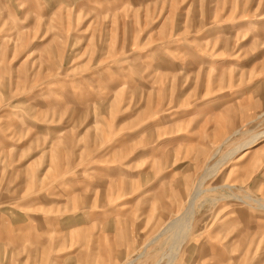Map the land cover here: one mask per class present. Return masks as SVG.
Wrapping results in <instances>:
<instances>
[{"label":"rangeland","instance_id":"obj_1","mask_svg":"<svg viewBox=\"0 0 264 264\" xmlns=\"http://www.w3.org/2000/svg\"><path fill=\"white\" fill-rule=\"evenodd\" d=\"M0 264H264V0H0Z\"/></svg>","mask_w":264,"mask_h":264},{"label":"bare ground","instance_id":"obj_2","mask_svg":"<svg viewBox=\"0 0 264 264\" xmlns=\"http://www.w3.org/2000/svg\"><path fill=\"white\" fill-rule=\"evenodd\" d=\"M258 136H259V135H258ZM251 143H252V142H251ZM246 144H247V143H246ZM243 145H244V144H243ZM238 150H239V149H238ZM212 172H213V171H212ZM198 190H199V189H198ZM192 197H193V196H192ZM190 198H191V197H190ZM189 204H190V202H189ZM183 218H184V217H183ZM185 218H186L185 221H187V218H188V217L185 216ZM175 221H176V220H175ZM185 221H184V223H186ZM176 223H177V224L183 223V219H179L178 221H176ZM187 223H188V222H187ZM173 224H174V222H173ZM172 226H173V225L171 224L170 227H172ZM183 228H184V227H183ZM174 229H175V231H178V230L180 229V225H177V227L175 226ZM180 230H181V229H180ZM182 230H184V229H182ZM182 232H183V234H184V231H182ZM185 232H186V231H185ZM178 233H180V231L177 232L176 234H178ZM179 235L181 236V234H179ZM179 235H178V236H179ZM182 236H183V235H182ZM178 238L180 239V237H178ZM182 238H183V237H182ZM173 245H175V244H173ZM172 248H173V246H172ZM173 250H174V249H173Z\"/></svg>","mask_w":264,"mask_h":264}]
</instances>
